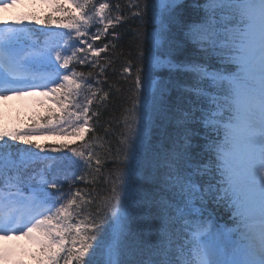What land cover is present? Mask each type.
I'll return each instance as SVG.
<instances>
[{
    "label": "snow or ice",
    "instance_id": "obj_1",
    "mask_svg": "<svg viewBox=\"0 0 264 264\" xmlns=\"http://www.w3.org/2000/svg\"><path fill=\"white\" fill-rule=\"evenodd\" d=\"M42 2L64 16L0 20V101L56 106L0 123V264H264V0ZM110 95L114 148L92 122ZM61 134L81 143L30 138Z\"/></svg>",
    "mask_w": 264,
    "mask_h": 264
},
{
    "label": "trees",
    "instance_id": "obj_2",
    "mask_svg": "<svg viewBox=\"0 0 264 264\" xmlns=\"http://www.w3.org/2000/svg\"><path fill=\"white\" fill-rule=\"evenodd\" d=\"M106 2H110V3H113V4L116 3V2H119L121 7H122V9L125 12L129 11L127 9V7H126L127 0H106ZM186 2H188V0H186ZM134 10L135 9H131V11H134ZM54 13H57V12H54L51 9L45 15L51 14L52 16H54ZM29 14H30V16H33V11H30ZM55 18H58V17L55 15ZM189 18L193 19L195 17L192 16V17H189ZM132 26H134V25H132ZM30 27H32V28H41L43 26L31 24ZM111 31H117V32H119L121 34V39H120V42H119L120 43V47H118L117 52H119L122 49L125 54L128 53L129 51H131L133 53V56H135L136 46H135L134 43H132L133 37H132L131 32L129 31V23L125 22L123 27H117L114 30L110 29V32ZM109 39H110V36L105 37L101 41H97L96 44L98 46H102L104 43H107ZM112 55H113V53H112L111 49H109V51H107V52L101 53L100 62L104 63V59L109 57V56H112ZM123 59H124V57H121L120 59H117V61H116V67L117 68H119L120 65L123 63ZM77 70H81V71L87 72L90 69L87 66L82 67V68L78 66ZM95 71L98 72L99 69H96ZM162 75H166V73H162ZM99 78L103 79L102 77H99ZM109 78L110 79H114V77H112L110 72H109ZM101 86L104 87L105 91H107V86L106 85H101ZM177 95H178V93L176 91L172 92L171 100H172L173 103L175 102ZM105 104L107 105L106 107L99 106V110L101 112V115L98 118L97 117H93V121L92 122H93V126L95 128V135L104 137L105 141H111V146L114 148L116 143H117L116 137H117V135L119 133V130H120L119 126L115 123V119L119 117L122 108H121V104H120L119 101H115L114 102L112 95H110L109 100L106 101ZM49 107H53L54 108L56 106L53 105L51 102L50 103L48 102V104L46 103V104L41 105L35 111V113H32L29 117H27L28 119H24V123L25 124H31L34 121H37L39 119H43V118L47 117L48 116L47 108H49ZM97 108H98V106L95 105V104L92 106V110L93 111H96ZM97 119L99 120V123H96ZM105 127L109 128V130H110V134L109 135H105ZM31 139L37 144H43V145H46V146L47 145L58 146V145H61V144H68L69 146H74L76 144L81 143V141L76 139L74 136H70V137L67 136L66 137V136H62V135L61 136L48 135V137H45L41 143L39 141H36V139H34V138H31ZM18 146L21 147V148L28 147L27 145H23V144H19ZM107 147H108V144H105V147H103V148L96 147L95 150L100 152L102 154V156H103V154L107 150ZM33 150L35 151V149H33ZM111 168H112V163L111 162H107L106 166L104 168V171H107L108 169H111ZM76 187L83 188V189H86L87 191H90L93 186L90 185V184L89 185H85L84 183L77 182ZM106 187L107 186H105V185H103L101 183V184H99L97 186V190L99 191L100 189H104ZM63 188H64L65 191H67L68 190V185L64 184ZM92 209L94 210V206H92ZM78 219H83V216L78 217ZM227 221H228L227 209H222L218 213V222L220 224H225ZM73 222H75V221H73Z\"/></svg>",
    "mask_w": 264,
    "mask_h": 264
},
{
    "label": "rangeland",
    "instance_id": "obj_3",
    "mask_svg": "<svg viewBox=\"0 0 264 264\" xmlns=\"http://www.w3.org/2000/svg\"><path fill=\"white\" fill-rule=\"evenodd\" d=\"M5 11H6V13H7L8 15H11V8L8 9V10H5ZM69 12H71V10H69ZM7 18H8V16H7ZM0 20H8V19H0ZM8 21H9V20H8ZM36 99H38V97H37V98L26 97V98L18 99V100L22 101L23 103H26L28 106H32V103H33ZM39 99H41V98H39ZM15 100H16V99H14V98H10V99H8V100L0 101V113H1L2 111H4L9 105H12V103H13ZM41 138H43V137H37V138H36V141H39V142L41 143V142L43 141V140H41Z\"/></svg>",
    "mask_w": 264,
    "mask_h": 264
}]
</instances>
